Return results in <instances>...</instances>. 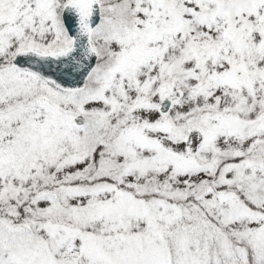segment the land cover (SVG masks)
Instances as JSON below:
<instances>
[{
	"label": "snow or ice",
	"instance_id": "snow-or-ice-1",
	"mask_svg": "<svg viewBox=\"0 0 264 264\" xmlns=\"http://www.w3.org/2000/svg\"><path fill=\"white\" fill-rule=\"evenodd\" d=\"M0 264H264V0H0Z\"/></svg>",
	"mask_w": 264,
	"mask_h": 264
}]
</instances>
